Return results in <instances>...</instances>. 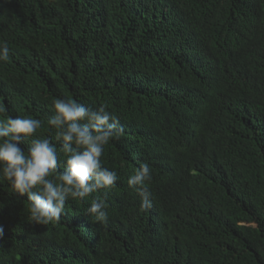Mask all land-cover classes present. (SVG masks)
<instances>
[{
	"label": "trees",
	"instance_id": "1",
	"mask_svg": "<svg viewBox=\"0 0 264 264\" xmlns=\"http://www.w3.org/2000/svg\"><path fill=\"white\" fill-rule=\"evenodd\" d=\"M0 41V120L40 119L58 171L56 98L124 128L107 225L84 215L103 190L37 225L0 177V264H264V0H0ZM142 163L148 211L127 183Z\"/></svg>",
	"mask_w": 264,
	"mask_h": 264
},
{
	"label": "clouds",
	"instance_id": "2",
	"mask_svg": "<svg viewBox=\"0 0 264 264\" xmlns=\"http://www.w3.org/2000/svg\"><path fill=\"white\" fill-rule=\"evenodd\" d=\"M9 60L8 43L0 41V62ZM53 106L54 115L47 123L55 130V140L66 157L64 170L58 171L60 154L56 144L37 135L43 123L40 119L9 116L0 120V177L17 197L27 198L28 219L37 225L59 223L69 198L83 202L103 190L105 198H94L84 215L90 223L107 225L106 194L116 186L118 175L103 166L102 157L105 146L119 139L124 128L104 105L92 109L73 99L56 98ZM4 111L0 107V112ZM25 141H30L27 151L21 146ZM152 180L148 163L140 164L127 180L141 198L142 211L152 207Z\"/></svg>",
	"mask_w": 264,
	"mask_h": 264
}]
</instances>
